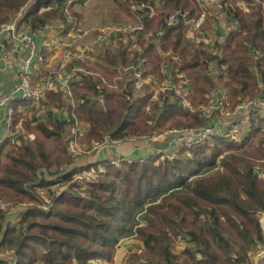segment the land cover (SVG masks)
Wrapping results in <instances>:
<instances>
[{
  "label": "trees",
  "instance_id": "16d2710c",
  "mask_svg": "<svg viewBox=\"0 0 264 264\" xmlns=\"http://www.w3.org/2000/svg\"><path fill=\"white\" fill-rule=\"evenodd\" d=\"M69 1L0 0V26L28 3L22 23L35 28L69 26L64 11ZM118 1L129 14L130 5L141 2L156 5L158 14L144 20L141 34L110 38L119 52L107 54L105 64L74 61L72 66L83 65L100 76L82 73L73 82V102L65 101L59 90L46 92L43 116L26 122L27 133L19 143L0 154V200L17 207L28 203L27 210L19 208L24 211L16 223L11 222L14 213L0 210V264H111L120 241L134 236L143 249L132 251L125 264H252L264 246L258 219L264 212V173L260 178L255 168L264 158V135L257 147L254 144L264 131L258 123L264 121L262 115L252 118L241 142L226 140L223 150L194 145L174 160L152 156L123 161L120 167L107 165L93 183H79L77 176L86 166L83 159L99 161V150L112 140H126L129 129L153 139L184 125L175 118L184 113L174 109L173 94L151 101L149 85L137 92L132 70L123 75L118 70L142 61L156 84L169 66L185 73L200 100L212 88L225 89L234 103L263 96L264 8L246 13L234 7L240 0H224L226 37L222 43L215 41L212 53L204 41L192 42L182 21L168 22L178 10L195 14L194 0ZM213 26L218 28V23L209 16L202 30L207 33ZM194 94L190 97L196 101ZM55 110L66 112L67 118L55 117ZM17 120L16 115V124ZM76 120L87 125L77 139L92 150L85 156L75 157L70 151ZM199 122L207 121L201 116ZM32 132L34 140L28 136ZM221 151L227 152L223 172H216ZM44 188L48 198L39 196L38 189ZM45 204L48 211L41 208ZM181 236L188 238L187 243L174 251ZM257 264H264V257Z\"/></svg>",
  "mask_w": 264,
  "mask_h": 264
},
{
  "label": "built area",
  "instance_id": "2783aa9c",
  "mask_svg": "<svg viewBox=\"0 0 264 264\" xmlns=\"http://www.w3.org/2000/svg\"><path fill=\"white\" fill-rule=\"evenodd\" d=\"M77 0H70L65 6V16L69 20V36L78 38L79 31L78 19L71 13V8L76 6ZM196 6L195 14L191 15L189 12L178 10L171 13L168 17L170 24H176L179 21L183 22L184 27L187 28L189 37L195 44H200L201 41L206 43V49L215 53V41L222 43L226 37L225 32L222 31L220 20L226 19L227 11L224 7V0H194ZM234 7L240 11L249 13L255 8H264V0H250V1H236L233 3ZM72 5V6H71ZM27 6H30L27 5ZM26 6V7H27ZM25 7V8H26ZM214 10L210 13V8ZM22 8L16 16L7 23L0 26V62L4 65V70L8 67H15L18 70V81L14 84L10 92H4L0 89V107L7 110V123L9 132L6 139H10L12 134H21L22 128L16 124V109L20 107L22 101L31 103L36 111L35 117L38 118L43 109L42 100L46 92L58 88V83L61 81L62 90L67 95L69 100L73 102V82L83 74L98 73L90 72L83 65H74V61L91 63V54L93 48L112 37L119 35H138L145 29L144 20L158 14V7L150 3H132L130 5V12L134 18L133 24L117 25L104 33L98 35L94 43L81 45L78 49L72 50L71 42H66L63 38L64 24L56 26L47 25L45 27L35 28L29 24L22 23V18L26 13V9ZM51 5L42 7L40 12L48 10ZM209 16H212V21L218 23V28L214 26L212 30L207 33L203 32V27L206 25ZM227 26V25H226ZM40 32L57 33V48L59 51L65 49L62 55V63L58 70H54L49 65V55L38 49L36 46V36ZM68 38L70 39V37ZM55 47V46H54ZM53 47V48H54ZM176 59V58H174ZM179 61V60H178ZM143 62L138 65L127 68L126 70H118L123 73L131 69L132 80L137 92H141L146 85L152 88L151 101H158L160 95L171 93L173 94L174 107L178 110L188 114L189 116L198 114L202 116L207 122L201 128H184V129H171V131L163 132L157 135V138H171L172 141L178 144L176 149L169 152L165 158L170 160L177 159L179 153L191 146L205 144L212 137L220 135L223 139L232 141H242V137L247 134V130L251 127L252 118L258 114L264 117V95L253 98L248 101L237 102L234 105L230 103L229 93L222 88H212L208 91L205 97V102L197 106L192 98V87L189 80L185 77L184 72L173 70V68L166 66L163 68V79L159 83H153L154 77L147 75L143 68ZM68 66V74L62 80H58L57 74L60 73L62 67ZM40 76V77H39ZM100 76V75H99ZM102 82L106 83L105 76H101ZM149 110V108H147ZM260 127L264 130V121L259 122ZM84 130L78 120L75 121L71 129L74 138L70 137V151L73 156H85L92 152L87 151L86 144L78 142V134ZM31 138L33 136H30ZM108 142L109 137H105ZM111 143L118 145V140H112ZM16 144L15 141H12ZM163 160L164 156H161ZM123 161H127L122 155L109 156L103 161L95 160L90 165L85 166L83 171L77 176L79 183H93L96 182L100 174H105L107 165L120 167ZM259 173V177L263 176V172L259 166L255 167ZM40 190V189H38ZM48 201V199L46 200ZM27 204L23 203L18 207L13 202L0 200V210L16 212L21 216V212L27 210ZM26 207V209L19 211V208ZM44 211L49 210L48 204L41 206ZM260 227L264 232V212L259 216ZM188 238L181 236L177 241V247L186 245ZM252 257V254H249ZM201 258V255H197ZM264 257L263 249L258 251L255 255L256 260ZM16 264V263H13Z\"/></svg>",
  "mask_w": 264,
  "mask_h": 264
},
{
  "label": "rangeland",
  "instance_id": "374dc122",
  "mask_svg": "<svg viewBox=\"0 0 264 264\" xmlns=\"http://www.w3.org/2000/svg\"><path fill=\"white\" fill-rule=\"evenodd\" d=\"M76 2H78V3L76 6L71 8V13L78 19L79 31L77 32L78 33L77 35H81V36L78 38L73 37L71 40L69 39V42L72 43V46L70 47L72 50L78 49L81 45L83 46V45L88 44V43L89 44L94 43L95 39L98 35L104 33L105 31L109 30L110 28H112L114 26L133 24L134 23L133 16L131 14H129L128 11L127 12L124 11L122 5L119 3L118 0L117 1L116 0H77ZM120 2H123V0H120ZM29 4L30 3H28L27 5H29ZM28 7L29 6H27L25 9H27ZM220 21H222V22H220V25H221V28H223V19ZM64 25L67 26L66 24H64ZM118 52H119V47L117 45V42L108 39V40L103 41L102 43L96 45L93 48L91 57H93L95 59V64H98L96 59L105 60V58H107V54H109V53L110 54H116ZM162 55L164 57L168 56L165 52H163ZM97 75H100V74H97ZM152 77H154V76H152ZM161 81L159 80V83ZM208 91L206 92V94L208 93ZM193 93L197 94V95L194 94V98L196 97V101H194L192 99L193 102L197 106L204 104L206 94L204 95V99L200 100V98H198V97H200L198 95V93L195 91ZM64 100H65V98H64ZM198 100H200V101H198ZM230 103H231V105L236 104V103L232 102L231 97H230ZM174 109H177V107H174ZM180 112L184 113L182 111H180ZM42 114L40 117H38L36 119L39 120L42 117ZM184 115H186V116H184ZM184 115H182V114L175 115L176 120H180L181 123H184V125L174 126L173 128H168L165 131H162L161 133H163V132L169 133L171 131V129H179L180 130V129L189 128V127L190 128H201L204 126V124L203 125L199 124L200 123L199 117L201 118L200 115H198L199 117H196L197 119L189 116L186 113H184ZM195 115H197V114H195ZM20 116L22 119H24L28 115L26 114V115H20ZM21 118L18 117V119H21ZM22 122L24 124V126H23L24 130L26 131L25 123L27 121H22ZM249 130H250V128L247 130V132ZM26 133H27V131H26ZM132 133L137 134L135 129H132ZM263 135H264V131L262 132V134L258 135L257 140L255 138V140H256L254 143L255 147H257L259 145V140H261ZM28 136L31 140H34L36 138V135L33 132L29 133ZM30 136H33V137L31 138ZM222 141H224V142H222ZM225 141H226V139H223V137H221L220 135H217V136L212 137L208 142L205 143V145L207 147V150L212 149L214 145H216L218 148L223 150V147H225V145H226ZM78 142L81 143L80 141H78ZM139 143H141V142H139ZM83 144H85V143H83ZM143 145H146V144L144 143ZM11 149H14V146L11 147L9 150H11ZM7 150H5V151H7ZM226 154H227V152L223 153V151H221L220 155L218 156V158L216 160L215 168H214V170L216 172L217 171L223 172V158L226 156ZM146 159H143V161ZM257 164L260 167V170L264 173V158L258 160ZM38 193H39L40 197L41 196H44L47 198L49 197V195L47 194L48 191L45 188L38 190ZM138 216L140 219L141 215H138ZM143 225L144 224L142 223L140 226H143ZM124 240H126V241H124L122 243V248L120 250H118V253H117V248L115 249L113 261L115 260L114 262H116V264H120L122 261H123V263L126 262L127 258L129 257V255L132 251L140 252L143 249V248H141V246L143 247V242L138 237H135V236L129 237L127 239L125 238ZM121 241H123V240H121ZM180 248L181 247L175 246L174 251H178V250H180ZM115 256H116V258H115ZM258 259H261V258H258ZM258 259L256 260L255 256H253L252 264H257ZM10 263H11V261H10ZM111 264H114V263H111Z\"/></svg>",
  "mask_w": 264,
  "mask_h": 264
},
{
  "label": "crops",
  "instance_id": "0c3cea01",
  "mask_svg": "<svg viewBox=\"0 0 264 264\" xmlns=\"http://www.w3.org/2000/svg\"><path fill=\"white\" fill-rule=\"evenodd\" d=\"M226 25H228V22L226 19H223V28H222L223 32L227 31ZM68 27L69 26H65L63 30V34H62L66 42H69V38H68L69 28ZM57 35H58L57 33L55 34L53 32L51 33L40 32L36 36V46L38 47V49L45 51V53L49 55V65L54 70L55 69L58 70L60 68L61 63H62V55L64 51L66 50V48L61 49L59 51L56 50L57 43H58ZM71 39L72 37H70V40ZM96 61L97 63L100 62V63L105 64L104 60L96 59ZM93 62H95V59L92 57L91 63ZM68 70H69L68 66L62 67V69L60 70V73L57 74V78L59 81L67 76L69 72ZM18 77H19V73L15 67H11V68L8 67L6 70H4V65L2 62H0V89L2 91L7 92V93L10 92L14 84L18 81ZM57 86L58 88H55V90L61 91L63 94V98H65L66 101H70L67 95L62 90L61 81L59 83L57 81ZM19 106L20 107L16 109L17 119L18 117L21 118L20 115H26V114L28 115L24 119L21 118L17 120L18 126L22 128V133L23 132L25 133L26 131L24 130V127H23L24 124L22 121L28 122L29 120L31 121L36 120V117H35L36 109L28 101H22ZM44 111L45 110L43 107L41 114ZM54 116L57 118L63 119V118H67V113L64 111L55 110ZM82 126L85 129H87L86 124L82 123ZM8 132H9V126L7 123V110L6 108L0 107V154L5 148H7V146L9 145L14 146L18 144L20 136L22 135V133L16 134V135L12 134L10 139H6ZM12 141H15L16 144H13ZM144 143L146 145H143ZM177 147H178V144L172 141V139L169 137L168 138H157V135H156V137H154L153 139H149L146 137H141L137 134H133L132 129H129V137L126 140L119 142L117 146L111 142L109 144H105L99 150L98 156L100 155L99 161H103L109 156H115V155H122L127 161H130V162L140 161L146 158L149 159L152 156L157 158L158 161H161L163 160L161 156H164L165 158V156L168 155L171 150L176 149ZM83 160H85V162L81 164L86 165V166L90 165V163H88L86 159H83ZM105 172H106V168H105ZM41 197H44V196H41ZM17 221H19V215L14 212V215L11 218V222L16 223ZM124 241L126 240L121 241L117 245V253H118V250L122 248V243ZM141 248L143 247L141 246ZM124 263L122 261L120 264H124ZM100 264H103V263L101 262ZM114 264H116V262H114Z\"/></svg>",
  "mask_w": 264,
  "mask_h": 264
}]
</instances>
